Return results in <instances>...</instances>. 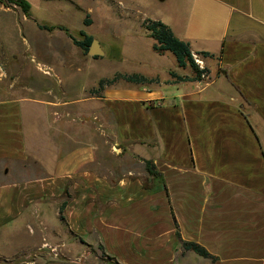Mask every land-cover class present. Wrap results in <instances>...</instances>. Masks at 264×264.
<instances>
[{"label": "crops", "instance_id": "obj_1", "mask_svg": "<svg viewBox=\"0 0 264 264\" xmlns=\"http://www.w3.org/2000/svg\"><path fill=\"white\" fill-rule=\"evenodd\" d=\"M104 1L168 26L208 76L176 81L195 74L152 48L165 78L76 100L0 67V264H79L69 235L118 264H174L182 242L214 257L193 264H264V0Z\"/></svg>", "mask_w": 264, "mask_h": 264}, {"label": "rangeland", "instance_id": "obj_2", "mask_svg": "<svg viewBox=\"0 0 264 264\" xmlns=\"http://www.w3.org/2000/svg\"><path fill=\"white\" fill-rule=\"evenodd\" d=\"M26 1L30 5L27 16L19 7L0 4V67H5L7 74L1 76V85L7 86L17 77L18 86L51 85L55 92L66 91L68 99L78 100L86 97L100 79H110L118 74H144L154 69L160 78L166 77L165 69L170 66L172 60L161 58L152 50L155 41L141 37L127 38L126 31L129 28H126L125 24L138 31H146L139 21L134 20L136 9L126 11L125 6L116 3L109 5L104 0ZM142 1L148 9L147 13L155 12L150 0ZM144 12L146 14V10ZM137 15L142 16L141 13ZM84 20H88L90 24L85 25ZM38 25L63 26L78 40L83 39L79 34L83 31L100 43L104 55L97 58L85 53L83 55L81 50L73 45L67 33L59 29L42 30ZM45 66L52 68L53 72L57 70L61 81L46 77L45 74L49 70ZM202 67L199 68H206L204 63ZM2 72L4 69H1L0 73ZM181 72L189 74L191 68ZM207 76L208 73H204L200 79ZM15 93L19 96H33L28 91L16 90ZM69 237L70 243L75 244L70 245L73 248L72 253L77 255L83 251L85 254L79 264H118L103 254L98 246H82L77 238L72 235ZM18 240L24 241L26 238ZM77 248L83 250L77 253ZM44 249L49 251L51 247ZM174 264H193L192 252L182 250L181 257Z\"/></svg>", "mask_w": 264, "mask_h": 264}, {"label": "trees", "instance_id": "obj_3", "mask_svg": "<svg viewBox=\"0 0 264 264\" xmlns=\"http://www.w3.org/2000/svg\"><path fill=\"white\" fill-rule=\"evenodd\" d=\"M0 4L2 5H10V6H16L19 7L22 13L27 16L30 10V5L26 0H0ZM85 25H89L90 22L88 20H84ZM143 27L148 32V36L152 38L155 43L153 44V50L159 54H162L166 51L172 53V55L175 57L178 67L185 68L186 66H189L195 76L190 77H182L178 76L173 72H170V75L176 80L180 82H186V81H197L200 80L201 76L204 73H207V69H200L198 65L195 63L193 59V53L191 52L189 48V44L187 42H184L182 40H179L174 36L170 28L163 23L159 21H151L145 19L142 22ZM38 27L42 30L46 31H52L54 29H59L61 31H64L67 33L68 37L72 40V43L83 50L85 54H87L89 46L93 40L92 36L86 35L83 31H80V36L83 37L82 40H77L73 36H71L68 33V30L63 26H39ZM197 55V54H196ZM202 57H210L212 55H209L207 53H199ZM97 58V57H95ZM124 80L126 82L131 83H147L150 82L145 77L137 74L133 75H115L114 77L110 79H100L97 83L96 88L91 89L89 92L92 96H97L99 93L107 86L113 85L118 80ZM146 170L149 174H155L153 166L150 162H145ZM62 208L60 209V211ZM100 249L103 251V248L100 247ZM182 249L184 251H191L197 254L200 257L208 258L210 260H214V257H212L204 247L201 245L194 243V242H182ZM103 253V252H102ZM104 254V253H103Z\"/></svg>", "mask_w": 264, "mask_h": 264}, {"label": "water", "instance_id": "obj_4", "mask_svg": "<svg viewBox=\"0 0 264 264\" xmlns=\"http://www.w3.org/2000/svg\"><path fill=\"white\" fill-rule=\"evenodd\" d=\"M87 54L91 57H101L103 56V52L100 48V45L98 43L97 40H92L90 46H89V49H88V52Z\"/></svg>", "mask_w": 264, "mask_h": 264}, {"label": "built area", "instance_id": "obj_5", "mask_svg": "<svg viewBox=\"0 0 264 264\" xmlns=\"http://www.w3.org/2000/svg\"><path fill=\"white\" fill-rule=\"evenodd\" d=\"M192 56H193V59H194L195 63H196L199 67L201 66V68H203V67H202V64H203L202 59H200V57H199L198 55H196V54H193Z\"/></svg>", "mask_w": 264, "mask_h": 264}]
</instances>
